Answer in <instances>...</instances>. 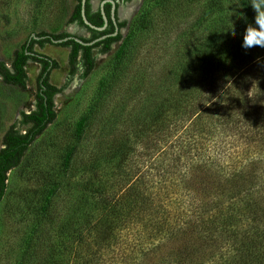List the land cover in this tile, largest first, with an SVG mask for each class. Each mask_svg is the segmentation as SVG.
<instances>
[{"label": "trees", "instance_id": "16d2710c", "mask_svg": "<svg viewBox=\"0 0 264 264\" xmlns=\"http://www.w3.org/2000/svg\"><path fill=\"white\" fill-rule=\"evenodd\" d=\"M78 1L70 20L86 26ZM232 2L239 18L236 35L229 37L217 21L213 35L165 67L159 83L150 81L160 90L152 93L145 122L133 140L126 138L102 156L116 170L100 178L89 168L83 206L82 200L73 201L38 264H264V48L241 46L256 13L249 0ZM90 5L87 0L86 16L98 26ZM36 35L59 39L69 33ZM120 37L92 45L73 39L58 43L71 48L69 75L82 62L86 78L95 66L92 50L102 46L100 52H107ZM45 42L51 39L31 36L14 51L10 67L0 60L3 82L21 88L27 62L41 65L35 109L20 113L26 130L13 123L2 136L0 201L12 170L57 117L54 96L60 88L49 75L58 63L33 51L35 43ZM150 135L149 165L133 172L129 154ZM73 154L74 147L67 166ZM92 164L97 169L98 162Z\"/></svg>", "mask_w": 264, "mask_h": 264}, {"label": "rangeland", "instance_id": "374dc122", "mask_svg": "<svg viewBox=\"0 0 264 264\" xmlns=\"http://www.w3.org/2000/svg\"><path fill=\"white\" fill-rule=\"evenodd\" d=\"M132 1L120 0V8L127 9ZM78 3L0 0V60L10 67L14 51L33 33L70 32L88 37L87 28L70 20ZM139 16L142 21H136ZM121 17L127 24L121 27L120 39L107 52H100L102 46L92 50L95 66L86 78L81 77L82 62L69 75V46L33 45V51L58 63L49 75L50 82L60 88L54 96L57 117L11 172L0 201V264H38L59 224L70 214L73 201L82 200L89 168L100 178L116 170L114 163L102 159L108 149L117 148L126 138L133 140L138 125L145 122L152 93L160 90L150 81L159 83L165 67L213 35L217 21L225 24L229 37L236 35L239 21L232 0H138L134 10ZM25 69V88L7 85L0 77V148L11 124L26 130L20 123L21 111L35 109L41 65L29 60ZM150 136L136 144L135 154H129L133 172L139 165L142 169L149 165ZM73 147V161L67 166L65 160ZM93 162H98L97 169Z\"/></svg>", "mask_w": 264, "mask_h": 264}, {"label": "flooded vegetation", "instance_id": "af4514ba", "mask_svg": "<svg viewBox=\"0 0 264 264\" xmlns=\"http://www.w3.org/2000/svg\"><path fill=\"white\" fill-rule=\"evenodd\" d=\"M103 0H98V3L96 6H93L92 3L90 2L89 0V3L91 4L90 5V14L92 15V19L93 21H97V22H101L100 25L98 26H104L105 25V20H104V13L107 17V25L104 27V29L102 30H96V35H94L93 31H91L90 29H93V28H90L89 26H84V25H80L78 23V21L74 20L75 23H77V25H80V26H84L85 28H87V30L90 33V35L88 37H85V36H79L81 37L82 39L85 38L87 39L88 41L87 42H91V41H94V43H97L98 41H102V40H105L107 38H110V37H113V33L116 32L117 30V26L119 27V29L121 28L120 27V23L122 22V20H119L118 17H116V20H114L113 18V15H112V3L109 2V1H106L103 6L101 4ZM116 2V5L117 7L120 5V0H114ZM76 9L73 10V12H75ZM85 12H86V6H85ZM90 21V20H89ZM91 22V21H90ZM89 27V28H88ZM69 35L66 36V37H69V36H72L74 34L68 32ZM116 36V35H115ZM64 37V38H66ZM101 37H104L102 39H98V38H101ZM64 38H59V39H64ZM71 39V38H70ZM70 39H67V40H70ZM98 39V40H97ZM65 40V41H67ZM84 40V39H83ZM64 42V41H63ZM62 43V42H61ZM93 43V44H94ZM103 44V43H102ZM100 44V45H102ZM92 45V44H91ZM70 47V46H69Z\"/></svg>", "mask_w": 264, "mask_h": 264}, {"label": "clouds", "instance_id": "9594fccd", "mask_svg": "<svg viewBox=\"0 0 264 264\" xmlns=\"http://www.w3.org/2000/svg\"><path fill=\"white\" fill-rule=\"evenodd\" d=\"M255 11V26L249 25L244 34L242 47L250 49L253 46L264 48V0H249Z\"/></svg>", "mask_w": 264, "mask_h": 264}, {"label": "water", "instance_id": "95a60500", "mask_svg": "<svg viewBox=\"0 0 264 264\" xmlns=\"http://www.w3.org/2000/svg\"><path fill=\"white\" fill-rule=\"evenodd\" d=\"M106 1H109L112 3V15H113V18L114 20H116V17L119 18V20L122 19L120 13H119V9H120V5L117 7L116 5V2L114 0H103L101 2L102 6L103 4L106 2ZM91 3H98V0H90ZM86 3H87V0H81V15H82V19L85 23V25L89 26L90 28H93V29H96V30H102L104 29V27L107 25V17L104 13V20H105V25L104 26H96L95 24H93L92 22L89 21V19L87 18L86 16V12H85V6H86ZM121 28L119 29V27L117 26V30L115 33H113V36L117 35L119 32H120ZM32 36H34L36 39H40V38H43V37H49L51 39V42L52 43H55V44H58V43H61L67 39H73L83 45H91L94 43V41H91V42H86L84 41L81 37L77 36V35H72V36H69V37H66L64 39H55L53 38L51 35H47V36H37L36 34H32ZM104 37H101V38H98V39H102ZM97 39V40H98Z\"/></svg>", "mask_w": 264, "mask_h": 264}, {"label": "bare ground", "instance_id": "6f19581e", "mask_svg": "<svg viewBox=\"0 0 264 264\" xmlns=\"http://www.w3.org/2000/svg\"><path fill=\"white\" fill-rule=\"evenodd\" d=\"M138 0H133L129 6H127V9H119V13L121 16L125 17L127 16L134 8L137 6ZM123 8V7H122Z\"/></svg>", "mask_w": 264, "mask_h": 264}]
</instances>
